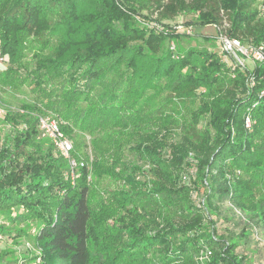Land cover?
Here are the masks:
<instances>
[{
	"label": "trees",
	"instance_id": "obj_1",
	"mask_svg": "<svg viewBox=\"0 0 264 264\" xmlns=\"http://www.w3.org/2000/svg\"><path fill=\"white\" fill-rule=\"evenodd\" d=\"M132 1L0 0V52L8 62L31 37L40 40L55 30L64 33L63 49L52 55L46 69L67 76V89L55 111L60 115L63 106L71 108L84 130L102 132L120 125L128 131L137 126L127 110L135 107L144 91H163L158 88L162 80L174 93L173 105L166 111L176 112L173 101L198 102L197 109L208 115L206 131L197 132L184 122L186 134L173 145L166 139L175 127L174 115L168 118L160 107L152 121L142 114L160 133L137 136L131 146L147 170L116 160L124 174L125 189L118 192L117 204L122 214L111 233L96 239L98 253L104 255L102 262L113 264L115 257H129L137 264H262L264 95L260 92L264 91V63L251 70L229 71L214 50L177 45L176 52H169V40L185 35L170 29L165 36L156 35L137 21L139 12L130 6ZM166 1L154 0L169 16L185 9L198 14L194 24H185L187 28L222 26L225 21L229 37L244 44L264 42V17L255 8L257 0ZM52 20L57 21L55 26ZM80 22L84 26L78 32ZM75 37L81 38L77 45L84 50L66 56L64 51L75 45L71 44ZM225 76L228 79L222 82ZM95 90L100 93L93 96ZM246 116L252 122L250 129L245 128ZM20 124L22 132L11 141L13 150L6 155L0 150V234L9 231L7 224L11 230L25 225V230L13 231L19 237L29 227L30 234H24L32 235L39 264H88L91 213L85 168L78 169L71 182L67 162L51 143L37 139V128L29 121ZM35 140L47 145L28 152ZM166 147L170 159L162 153ZM92 150L96 153V148ZM97 151L96 172L103 167L97 157L113 154ZM189 153L198 158L196 163ZM185 168H191L192 177L197 178L191 190L177 187L176 175ZM108 171H98V175ZM137 177L151 180L147 185L137 182Z\"/></svg>",
	"mask_w": 264,
	"mask_h": 264
},
{
	"label": "rangeland",
	"instance_id": "obj_2",
	"mask_svg": "<svg viewBox=\"0 0 264 264\" xmlns=\"http://www.w3.org/2000/svg\"><path fill=\"white\" fill-rule=\"evenodd\" d=\"M262 1L257 0L255 6L260 12V18L264 17V6L261 5ZM163 4H167V1L163 0ZM130 6L139 12L137 21L140 24H145L149 30H154L153 33L156 35L165 36L168 29L174 34L185 35L179 39H176L178 35H174L176 38L171 39V41L169 40V52H176L177 45L183 49L193 47L200 51H217V32L214 27L211 25L206 27L192 25L189 28L190 30H186L188 29L185 27L187 22L194 24L198 19L196 12L185 9L177 12L174 16H169L167 13H164L162 8H159L155 4L154 0H133ZM51 24V26H55L57 21L52 20ZM83 26V23H78L76 31L81 32ZM187 31L190 32L188 33ZM46 35L40 40L31 37L22 48L17 50V57L11 62H8L7 57H3L0 52V109L3 110V114L0 115V150L5 155L13 150V143L11 141L16 134L22 132L21 120L29 121V125L36 126L37 128V120L41 117H47L54 120L60 128H64V131H66L65 136L71 141L73 146L75 156H72V158L78 163L83 162L87 174L89 210L91 213V220L88 225V247L90 252L88 264H105L102 262L104 255L98 253L100 247H97L96 239L106 232L111 233L113 224L117 222V219L122 214L121 210L119 211L117 208L119 199L121 200L118 192L125 189V185L123 184L124 174L121 169H118L120 168L117 165L118 161L138 164L139 168L141 167L140 169L143 167V169H146L147 166L139 163L133 155V147L131 146L135 144L137 136L139 138L140 135L145 133H160L158 132L159 130L157 131L154 122L151 124L146 121V118L144 117V119L142 114L144 113L147 117H150L152 121L158 117L156 110L160 107V111H163L162 114L168 116V118L169 115H174L172 121L175 127L173 126L174 128L169 130L166 139V143L173 145L178 143L186 134L184 127L181 126L184 122H187L189 126L195 127L197 132L202 133L203 130L206 131L208 115L197 109L198 102L185 104L180 101H173L177 103L176 112L166 111L167 107L173 105L170 103V100L174 96V93L171 90L172 87L168 86L167 81L164 82L162 80L158 82L160 86L158 88L163 91H144L140 96V100L135 102V107L127 110V114L131 116V119L136 118L137 126H132L131 124L130 127L132 126V128L128 131L119 128L120 125H118L114 128L109 127L108 130L102 132H88L87 129L84 130V128L80 127L79 121L81 119L78 118L77 114H74V111L71 112V108L65 107L66 105L63 106L60 115L55 111L56 109H60V98L67 89V76H63L62 73L50 72L51 69H46V67L52 55L58 50L63 49L60 42L64 41L65 35L62 32L60 33L59 30L51 32L50 36ZM79 41H81L80 37L73 39L71 44L75 45L68 47L64 51L66 56L83 52L84 46L77 45ZM255 66L252 63H248L246 68L251 70ZM227 68L229 71L234 69L232 66H227ZM228 73L230 74V72ZM111 77L108 76V80ZM227 79L228 77L225 76L221 81L226 82L225 80ZM224 86L227 87L225 84ZM164 87L165 89H163ZM97 93H100V91L95 90L93 96H96ZM80 101L81 98L77 100L76 104ZM192 111H194V118ZM14 118L15 121L13 120ZM70 119L76 122L77 125H74ZM84 126H87V124L84 123ZM67 129L71 132L68 133ZM46 145L42 141L35 140L32 147H29L27 151L34 152L37 148L42 150ZM93 147L96 148V153H93ZM98 149L108 150L113 153L110 155L101 153L97 157L100 165L103 166L97 170L100 172L109 170L107 175H98V171L96 172L93 168V161L98 154ZM169 150V147L162 150L164 158L170 159ZM188 156L193 160V164L198 160L192 153H189ZM80 168L78 167L75 173H78L77 170ZM192 174L194 175L191 168L179 170L176 175L178 180L177 187L182 186L191 190L194 187L193 182L197 181L196 176L192 177ZM135 180L140 183L145 182L148 185L151 179L145 178L143 181L141 177H137ZM139 188L141 187L137 186V189ZM199 188L200 192L203 193L205 189H203L202 185ZM27 228L25 232L30 234ZM6 229L9 231H5V234H0V264H39V251L32 242V235L28 236L24 232L18 237L15 235L17 231H13L19 229L25 230V225L24 227L23 225L16 226L15 229L11 230V227L7 224ZM262 252L261 263L264 264V248H262ZM113 256V254L110 255V258ZM112 263L137 264L131 261L129 257L123 259H116L115 257V261H112Z\"/></svg>",
	"mask_w": 264,
	"mask_h": 264
},
{
	"label": "built area",
	"instance_id": "obj_3",
	"mask_svg": "<svg viewBox=\"0 0 264 264\" xmlns=\"http://www.w3.org/2000/svg\"><path fill=\"white\" fill-rule=\"evenodd\" d=\"M217 32V53L226 66H232L240 70H246L247 64L260 65L264 63V42L258 45L244 44L241 40L231 38L226 33L225 29L228 27L227 22L224 21L222 26L212 25ZM186 30H190L189 28ZM188 33L190 31H187ZM253 85V82H250ZM264 95V91L260 92V96ZM3 110L0 109V115ZM251 120L249 116L245 117V128L251 127ZM37 139L46 140L51 143L54 151L58 156L65 160L69 166L68 176L71 182L75 178V170L78 167L84 168L83 162H76L72 158L73 146L71 141L65 136L59 125L52 119L41 117L37 120ZM235 213L241 216L240 212L235 210ZM242 220H244L243 216ZM258 241L259 238L256 237ZM209 254V253H208Z\"/></svg>",
	"mask_w": 264,
	"mask_h": 264
}]
</instances>
